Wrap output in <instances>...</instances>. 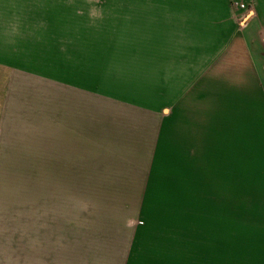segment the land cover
<instances>
[{
    "label": "rangeland",
    "instance_id": "obj_1",
    "mask_svg": "<svg viewBox=\"0 0 264 264\" xmlns=\"http://www.w3.org/2000/svg\"><path fill=\"white\" fill-rule=\"evenodd\" d=\"M253 18L242 0H0V180L130 225L199 212L220 244L264 232Z\"/></svg>",
    "mask_w": 264,
    "mask_h": 264
},
{
    "label": "crops",
    "instance_id": "obj_2",
    "mask_svg": "<svg viewBox=\"0 0 264 264\" xmlns=\"http://www.w3.org/2000/svg\"><path fill=\"white\" fill-rule=\"evenodd\" d=\"M242 1L253 12L249 25L264 27V0ZM256 37L248 73L257 80L264 107V34ZM10 69L0 59V138ZM8 183L0 180V264H264V232L220 244L215 231L202 226L199 212L136 211L132 219L142 223L130 225L129 218L92 212L74 196L53 194L42 180L26 182L24 193ZM44 186L52 193L42 194ZM218 251L226 258L219 259Z\"/></svg>",
    "mask_w": 264,
    "mask_h": 264
},
{
    "label": "built area",
    "instance_id": "obj_3",
    "mask_svg": "<svg viewBox=\"0 0 264 264\" xmlns=\"http://www.w3.org/2000/svg\"><path fill=\"white\" fill-rule=\"evenodd\" d=\"M237 7L243 8V5H238ZM263 44H264V37H263Z\"/></svg>",
    "mask_w": 264,
    "mask_h": 264
}]
</instances>
